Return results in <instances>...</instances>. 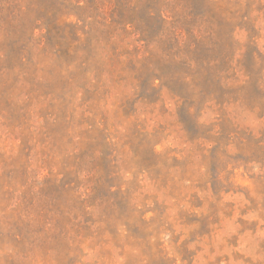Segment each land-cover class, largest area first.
<instances>
[{"label": "rangeland", "instance_id": "374dc122", "mask_svg": "<svg viewBox=\"0 0 264 264\" xmlns=\"http://www.w3.org/2000/svg\"><path fill=\"white\" fill-rule=\"evenodd\" d=\"M0 264H264V0H0Z\"/></svg>", "mask_w": 264, "mask_h": 264}]
</instances>
